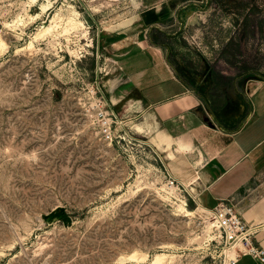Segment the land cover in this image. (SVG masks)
<instances>
[{"label":"rangeland","instance_id":"374dc122","mask_svg":"<svg viewBox=\"0 0 264 264\" xmlns=\"http://www.w3.org/2000/svg\"><path fill=\"white\" fill-rule=\"evenodd\" d=\"M141 41L218 125L245 123L264 0H0V264L230 263L214 205L168 188V158L107 100L117 50ZM98 97L112 141L92 122Z\"/></svg>","mask_w":264,"mask_h":264},{"label":"crops","instance_id":"0c3cea01","mask_svg":"<svg viewBox=\"0 0 264 264\" xmlns=\"http://www.w3.org/2000/svg\"><path fill=\"white\" fill-rule=\"evenodd\" d=\"M117 51L120 72L106 97L117 118L142 132L159 156L164 153L172 175L203 204H235L264 248V82L252 93L245 123L230 130L201 109L160 48L141 41ZM229 264L264 262L239 255Z\"/></svg>","mask_w":264,"mask_h":264},{"label":"built area","instance_id":"2783aa9c","mask_svg":"<svg viewBox=\"0 0 264 264\" xmlns=\"http://www.w3.org/2000/svg\"><path fill=\"white\" fill-rule=\"evenodd\" d=\"M92 109V122L97 127L100 138L103 141H112L116 138L114 125L117 120L107 108L104 98L95 99ZM178 183L175 177L169 176L165 185L174 188ZM210 212L220 238L227 245L228 254L235 252V258L239 255H250L257 261L264 262V248L255 241L256 227L245 221L235 204L220 200ZM234 259H230V263Z\"/></svg>","mask_w":264,"mask_h":264},{"label":"bare ground","instance_id":"6f19581e","mask_svg":"<svg viewBox=\"0 0 264 264\" xmlns=\"http://www.w3.org/2000/svg\"><path fill=\"white\" fill-rule=\"evenodd\" d=\"M75 25H76V24H75ZM51 26H52V25H48V26H46L45 30L50 29ZM79 26H80V25H79ZM66 28L69 29L68 27H66ZM76 28H78V27H76ZM67 29H66V31H67ZM75 31H76V29H75ZM62 32H63V31H62ZM67 32H69V31H67ZM178 207H180V208L183 209L184 211H187V212H188V209L184 207V204H179ZM189 211H190V210H189ZM163 256H165L164 253L156 254V255L154 256V258H152L151 262H152L153 264L158 263L159 261H161V259H162ZM228 256H229V259H234V258H235V252H231L230 254H228Z\"/></svg>","mask_w":264,"mask_h":264},{"label":"trees","instance_id":"16d2710c","mask_svg":"<svg viewBox=\"0 0 264 264\" xmlns=\"http://www.w3.org/2000/svg\"><path fill=\"white\" fill-rule=\"evenodd\" d=\"M183 79V78H182ZM184 80V79H183ZM218 117V116H217ZM226 129H235L236 127H233V124H230V123H227V124H225V126H224Z\"/></svg>","mask_w":264,"mask_h":264},{"label":"water","instance_id":"95a60500","mask_svg":"<svg viewBox=\"0 0 264 264\" xmlns=\"http://www.w3.org/2000/svg\"><path fill=\"white\" fill-rule=\"evenodd\" d=\"M65 221H70V218H69V217H66V218H65Z\"/></svg>","mask_w":264,"mask_h":264}]
</instances>
